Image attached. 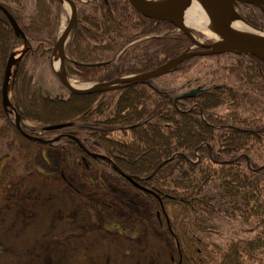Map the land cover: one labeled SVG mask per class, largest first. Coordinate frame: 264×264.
I'll use <instances>...</instances> for the list:
<instances>
[{
    "label": "trees",
    "instance_id": "obj_1",
    "mask_svg": "<svg viewBox=\"0 0 264 264\" xmlns=\"http://www.w3.org/2000/svg\"><path fill=\"white\" fill-rule=\"evenodd\" d=\"M72 1L77 23L65 44L64 64L66 73L80 81L146 73L192 46L174 24L144 17L127 0ZM0 6L26 37L24 43L14 34L0 8V88L14 52L20 57L12 66L8 95L23 133L10 108H3L0 92V118L6 122L1 131L15 137V151L24 162L21 171L7 165L0 173V237L22 222L26 198L29 209L50 205V213L59 212L64 221L49 244L40 238L41 264H62L71 246L83 244L80 238L88 239L94 229L111 234L116 245L139 230H158L171 264H209V252L197 236L206 231L207 218H252L256 228L264 227V62L233 52L193 56L144 82L83 95L69 93L55 76L60 92L52 94L41 83L39 65L48 62L56 42L61 3L0 0ZM239 6L250 25L264 29L263 10ZM206 58L226 63L218 72L196 74L194 63ZM172 76L180 85L168 80ZM194 88H199L196 94L181 97ZM43 104L66 115L46 120ZM54 124L67 125L45 129ZM41 160L49 170L36 169ZM119 171L132 175L136 185ZM52 183L57 185L53 197L41 204ZM108 183L129 195L118 197ZM140 203L151 212L147 221L128 209ZM72 210L82 213L80 225L69 217ZM118 210L141 221L131 234L122 223L107 222L109 212ZM90 216L91 223L82 222ZM259 252H264L263 232L230 240L218 252V264H243ZM82 255L92 264L89 253L82 250Z\"/></svg>",
    "mask_w": 264,
    "mask_h": 264
},
{
    "label": "rangeland",
    "instance_id": "obj_2",
    "mask_svg": "<svg viewBox=\"0 0 264 264\" xmlns=\"http://www.w3.org/2000/svg\"><path fill=\"white\" fill-rule=\"evenodd\" d=\"M31 1L32 0H30V2ZM64 16H66L65 10L62 9L58 25V30H60V32L63 28L62 24ZM194 28L197 31L202 32L205 37L212 38L204 32V27L198 26ZM16 48L19 49L20 47L18 46ZM225 63L226 61L222 59H201L194 63V72L197 74L199 71L203 72L210 69L214 72H218L220 66ZM39 74L42 77L41 83L47 91L52 94L60 92L59 83L53 74L49 62H43L39 65ZM169 77H167V79ZM203 78L205 77H202V79ZM167 79L163 80L166 81ZM170 79L171 83L175 86L180 85V79L176 78V76H172L168 80L170 81ZM54 108V111L61 109L58 107ZM5 123L4 119L0 118V173L4 168L3 166L7 165L15 168L18 172L23 168L24 162L18 158L17 152L15 151L16 147H19L15 137H13L12 133L8 130L1 131V129L5 127ZM150 145L155 147L152 143ZM42 168L49 170L47 161L41 160V163L37 165L36 169L41 170ZM56 188L57 185L53 184V187L48 190L49 194L44 195V201L41 202V204L49 203L47 200L53 197L52 191L55 192ZM108 189L112 192L115 191L114 193L118 197L129 195V192L124 190V188L109 185V183ZM33 203L34 202H30V205ZM8 207L9 208H6V210H8V214H10L12 207ZM24 207V213H26V215L22 219V222L17 224L16 227L14 226L13 230L3 232L0 237V264H41L39 261L40 243H38L40 238H43L41 243L49 244L47 243L48 240L52 241L55 234L59 232L64 225V221L61 220L62 216L58 214L59 212L54 210L50 213V205L44 206L48 207V210H39V207L29 209L30 206L28 205L26 198L24 200ZM128 209L143 221H147L151 217V212L144 203L130 205ZM125 214H127V212H122L121 210L113 213L109 212L106 220L107 222L117 224L122 223L123 226L128 228L126 229L127 233L131 234L132 230H135V227L138 226L141 221L134 218V216L128 217ZM8 216L6 215V218ZM69 217L71 220H74L76 224L80 225L79 223H81L82 220V213L72 210L69 211ZM127 217L128 219H125ZM88 218L89 219H85L82 222L91 223V221L95 219L91 216ZM180 219L181 218H179V220ZM207 219L208 226L206 231L197 234V236L201 238V242L205 245L204 248L206 249V252H209V255H207V262L209 264H218V252L221 249L224 250L230 240L251 239L260 232H263L264 236V227L256 228L253 223L254 219L252 218H250L249 221H241L240 218H231L223 215L217 218ZM186 222L187 220L184 219L182 224H185ZM1 223L2 222L0 221V224ZM105 223L106 222H103V224ZM3 225L4 223L0 227ZM138 229L136 230L138 231ZM90 235L91 236L88 239L86 235H83L80 238L81 241H83V244L89 245V247L82 243L71 246V250L69 251L68 256L64 258L62 264H85L84 262H88L86 261V256H81L82 250H84V253H89V259L92 264H171L167 259V255H165L166 250L162 246L160 241L161 233L158 230H153V233L152 230H147L145 232L139 230L136 234L134 233L133 238L130 241L122 240L119 241L117 245L112 239L109 240L111 234H106V232H104V235L107 236L105 237L103 232L99 229H94L93 233H90ZM100 250L101 253L99 254L98 252ZM32 255L35 256V259L30 261L28 257H32ZM27 261L30 262L27 263ZM243 264H264V252H259L249 259H244Z\"/></svg>",
    "mask_w": 264,
    "mask_h": 264
},
{
    "label": "water",
    "instance_id": "obj_3",
    "mask_svg": "<svg viewBox=\"0 0 264 264\" xmlns=\"http://www.w3.org/2000/svg\"><path fill=\"white\" fill-rule=\"evenodd\" d=\"M58 1L62 5L64 4V2L68 4L69 16L66 25L58 35L57 40L51 49V57L54 49L57 47L59 43L60 37L67 35L64 44L60 48L61 71L62 74H66L65 66H64V61L66 59L64 46L76 25L77 12H76V5L72 0H58ZM127 1L139 14L143 15L144 17L174 24L178 30H180L185 35H187L189 40L193 43L194 47L200 48V50L192 49L185 51L180 55H178L177 57L170 59L169 61L159 66L158 68L148 71L146 73L123 76V77L115 78L111 81L90 84L92 87L85 89H77L69 86L66 83V81L63 79L61 74L57 73L53 69L60 83L68 90L69 93L78 94V95L90 94L94 92L114 89L117 88L120 84H124V83L144 82L148 78H152L161 75L163 73H166L170 70H173L179 62L192 56H205V55L218 54L221 52H233V53L253 56L256 59L264 62V36L241 34L233 30L231 26L234 21H241L244 22L246 25H248L250 28H252V30L260 31L259 29L250 26L247 23V21L240 16L238 11L235 9V6L239 3H246L257 6L264 11V0H213L218 7L217 13L214 14V25L219 34V37L221 38L220 43L216 42V40L207 43L201 42L193 34L192 32L193 28L191 26L184 25L183 23L184 15H185L184 13L191 6L192 0H171L173 6L168 7L166 10L151 9L148 6H146L141 0H127ZM0 8L2 9L6 18L8 19L10 26L14 31V34L20 36L23 42L25 43L26 37L22 32V30L20 29V27L15 22V20L13 19V17L4 8H2L1 6ZM19 57L20 56L14 58V53H11L4 68L3 80L1 85V102L5 110H7L8 107L9 108L11 107V103L8 97V83H9L12 65L14 61ZM50 64H51V60H50ZM197 91L198 88L193 89L188 93L184 94L183 96L184 97L192 96L196 94ZM11 111H13V109H11ZM14 120L17 128L20 130V126L18 125V116L16 113H14ZM65 125L67 124L48 125L45 127V129H55ZM119 172L123 174V176L126 179L132 181L131 175L125 174L122 171Z\"/></svg>",
    "mask_w": 264,
    "mask_h": 264
},
{
    "label": "bare ground",
    "instance_id": "obj_4",
    "mask_svg": "<svg viewBox=\"0 0 264 264\" xmlns=\"http://www.w3.org/2000/svg\"><path fill=\"white\" fill-rule=\"evenodd\" d=\"M141 1L146 6L154 10H166L168 7L173 6L171 0H141ZM63 9L65 10V14H66V16L63 17L62 26L64 27L67 23L69 16V6L66 2H64L63 4ZM217 10H218L217 4L213 0H192L191 6L184 13L185 17L183 23L186 26L204 27L205 28L204 32L208 36L213 37L216 40V42L220 43L221 38L219 37V34L214 25V14L217 13ZM231 26L233 30L241 34L264 36L263 31L261 30L254 31L252 30V28H250L248 25H246L244 22L241 21H234ZM66 38L67 35L60 37L59 43L52 53L51 63L54 70L57 73L61 74L63 79L66 81V83L73 88L85 89L92 87L90 84H82L76 82L72 78L68 77L66 74H62L60 48L64 44ZM43 109L48 110V114L44 116L46 120H52V121L59 120L60 118H63L66 115L64 112H59L58 114H55V112L51 109L50 104H43Z\"/></svg>",
    "mask_w": 264,
    "mask_h": 264
}]
</instances>
